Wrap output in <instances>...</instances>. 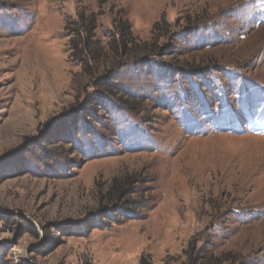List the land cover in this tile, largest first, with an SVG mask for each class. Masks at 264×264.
Returning a JSON list of instances; mask_svg holds the SVG:
<instances>
[{
  "label": "rangeland",
  "instance_id": "rangeland-1",
  "mask_svg": "<svg viewBox=\"0 0 264 264\" xmlns=\"http://www.w3.org/2000/svg\"><path fill=\"white\" fill-rule=\"evenodd\" d=\"M0 264H264V0H0Z\"/></svg>",
  "mask_w": 264,
  "mask_h": 264
},
{
  "label": "trees",
  "instance_id": "trees-1",
  "mask_svg": "<svg viewBox=\"0 0 264 264\" xmlns=\"http://www.w3.org/2000/svg\"><path fill=\"white\" fill-rule=\"evenodd\" d=\"M77 20L78 21L68 29H75L72 30V32L74 33L75 41H77V45L72 41V57L81 63L85 73H91V75L96 76V72L99 70L98 64L103 62L106 54L102 45L95 41L97 31L96 19L94 16L88 19H86L85 16H79ZM117 40V43L123 42L121 47L124 49L127 48L128 44L126 40H124V36H120ZM120 67L117 69H120Z\"/></svg>",
  "mask_w": 264,
  "mask_h": 264
}]
</instances>
